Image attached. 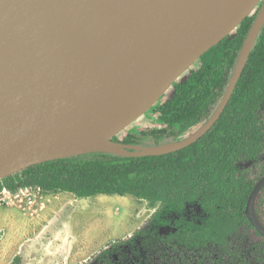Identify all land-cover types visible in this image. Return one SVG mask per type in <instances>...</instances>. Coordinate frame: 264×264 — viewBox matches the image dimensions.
<instances>
[{"label": "water", "instance_id": "1", "mask_svg": "<svg viewBox=\"0 0 264 264\" xmlns=\"http://www.w3.org/2000/svg\"><path fill=\"white\" fill-rule=\"evenodd\" d=\"M75 1L0 0V179L91 152L138 157L190 146L221 117L264 26L263 6L225 96L206 124L158 146L112 139L121 150L113 151L93 146L98 135L114 131V138L143 115L207 50L233 36L262 0H156L136 12L124 33L96 31V39L76 37L66 14L60 15ZM263 188L264 177L246 209L262 235L254 204Z\"/></svg>", "mask_w": 264, "mask_h": 264}, {"label": "trees", "instance_id": "2", "mask_svg": "<svg viewBox=\"0 0 264 264\" xmlns=\"http://www.w3.org/2000/svg\"><path fill=\"white\" fill-rule=\"evenodd\" d=\"M263 6L264 0L233 36L207 50L187 76L173 84L171 96L159 99L155 111L161 126L140 132L124 129L113 140L158 146L185 139L206 124L225 96ZM122 132L127 134L120 138ZM262 176L264 26L224 112L195 143L165 155L132 157L100 151L48 161L0 179V191L6 187L17 193L33 186L79 198L133 195L152 207L160 203L131 237L100 251L86 264H264V235L245 212ZM194 203L206 215L201 223L178 220L173 231L159 232L160 225L170 222V213L181 214ZM254 209L264 226V188Z\"/></svg>", "mask_w": 264, "mask_h": 264}, {"label": "rangeland", "instance_id": "3", "mask_svg": "<svg viewBox=\"0 0 264 264\" xmlns=\"http://www.w3.org/2000/svg\"><path fill=\"white\" fill-rule=\"evenodd\" d=\"M187 74L188 71L179 80ZM173 92L171 88L164 98ZM158 101L133 121L126 132L161 126L155 111ZM50 194L44 193L31 208L20 197H12L0 206V264L89 263L100 251L131 237L160 207V203L152 207L147 200L133 195L79 198L72 193ZM205 217L199 205L188 204L183 213H170V222L158 229L166 234L176 229L178 220L202 222ZM138 257L133 256L132 260L138 262Z\"/></svg>", "mask_w": 264, "mask_h": 264}, {"label": "bare ground", "instance_id": "4", "mask_svg": "<svg viewBox=\"0 0 264 264\" xmlns=\"http://www.w3.org/2000/svg\"><path fill=\"white\" fill-rule=\"evenodd\" d=\"M153 1L156 0H77L71 5L65 6L60 11V15L66 14L68 29L76 37L96 39L99 36L95 34L96 31L108 30L109 32L124 33L132 23L136 12L141 10L144 4H151ZM77 30L80 32L79 34ZM114 134V131H103L98 135L99 139L93 146L121 151L111 141Z\"/></svg>", "mask_w": 264, "mask_h": 264}, {"label": "built area", "instance_id": "5", "mask_svg": "<svg viewBox=\"0 0 264 264\" xmlns=\"http://www.w3.org/2000/svg\"><path fill=\"white\" fill-rule=\"evenodd\" d=\"M44 193L45 192L40 187H21L17 193H13L9 189L4 187L0 191V206L4 203L9 202L8 200L12 197H20L21 199H23L24 204L31 208L38 202V198L41 199L44 197ZM35 212L36 211L34 210L31 212V214L35 215Z\"/></svg>", "mask_w": 264, "mask_h": 264}, {"label": "crops", "instance_id": "6", "mask_svg": "<svg viewBox=\"0 0 264 264\" xmlns=\"http://www.w3.org/2000/svg\"><path fill=\"white\" fill-rule=\"evenodd\" d=\"M46 193V192H45ZM62 193H70V192H57V195L59 196L60 194H62ZM47 194H50V193H47ZM53 195H55V193H53L52 194V196ZM50 196H51V194L50 195H48V198L50 199Z\"/></svg>", "mask_w": 264, "mask_h": 264}, {"label": "flooded vegetation", "instance_id": "7", "mask_svg": "<svg viewBox=\"0 0 264 264\" xmlns=\"http://www.w3.org/2000/svg\"><path fill=\"white\" fill-rule=\"evenodd\" d=\"M262 177H263V176H262ZM262 177H261V178H262ZM261 178H260V179H261ZM260 179H259V180H260ZM258 182H259V181H258ZM258 182H257V183H258ZM257 183H256V184H257ZM262 190H263V189H262ZM262 190H261V191H262ZM250 194H251V193H250ZM249 197H250V196H249ZM248 200H249V199H248ZM255 201H256V200H255ZM247 204H248V202H247ZM254 205H255V204H254ZM246 209H247V206H246ZM254 210H255V209H254ZM245 212H246V210H245ZM246 215H247V213H246ZM256 216H257V215H256ZM247 217H248V216H247ZM248 219H249V218H248ZM189 220H191V219H189ZM249 221H250V220H249ZM250 222H251V221H250ZM259 222H260V221H259ZM199 223H201V222H199ZM261 224H262V223H261Z\"/></svg>", "mask_w": 264, "mask_h": 264}]
</instances>
